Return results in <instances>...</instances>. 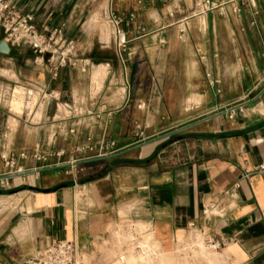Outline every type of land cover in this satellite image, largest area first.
I'll list each match as a JSON object with an SVG mask.
<instances>
[{"label":"crops","instance_id":"obj_1","mask_svg":"<svg viewBox=\"0 0 264 264\" xmlns=\"http://www.w3.org/2000/svg\"><path fill=\"white\" fill-rule=\"evenodd\" d=\"M8 1L72 40L80 64L54 75L58 56L0 27V94L12 106L27 86L45 99L36 121L41 102L22 115L0 103V264L84 246L128 208L174 239L218 241L229 264H264V0L197 16L195 0ZM113 14L129 36L123 52L101 33ZM101 64L104 84L119 85L93 86Z\"/></svg>","mask_w":264,"mask_h":264},{"label":"rangeland","instance_id":"obj_2","mask_svg":"<svg viewBox=\"0 0 264 264\" xmlns=\"http://www.w3.org/2000/svg\"><path fill=\"white\" fill-rule=\"evenodd\" d=\"M100 21V25H102L101 33L103 38L105 39L107 36V38H110L113 41L112 43L114 45V27L108 23L107 19L102 18ZM38 32L42 33L46 37L47 45L44 47H46L47 50L43 53L36 52L37 54L45 55L47 58L51 56L50 51H54L56 49L58 54L65 49V47H60L62 45V41H59L57 44H53V41L49 40L50 36L59 40L61 36L59 31L55 34V36L53 35L54 31L48 32L38 30ZM63 38L66 39L65 37ZM105 51H107L105 54L106 58L112 57L115 59L113 57L116 55L114 46H110V48L105 49ZM106 62L107 61L105 60L95 61V63L91 62V66ZM105 69L107 72L106 66ZM92 70V83L94 82L93 86L99 89L102 86H99L93 78L97 69L95 67H91V71ZM106 84L119 85V83H115L114 80L113 83H110L109 80H107V82H105V84L103 82L102 85ZM19 85L24 86L23 84ZM24 87L30 90L29 87ZM25 91L26 89L23 87L16 88V94L13 97L12 106L9 103V97H3L2 103H5L8 107H10L13 112L17 110L21 113V106L25 100ZM37 91L38 90L34 91L35 93L32 100V106L36 103L38 104V102H41L42 106L37 111V118L34 119V121L40 117L42 118L45 100L42 98L40 99L41 96L37 93ZM10 123V126L13 128L15 127L17 121L11 119ZM98 129H100V132H98L101 133L102 137L107 136V127H100ZM129 209L130 208L121 210L116 223L104 235L91 239L84 246L74 244V250L71 257L72 264H115L118 258H121L124 264H129L126 257L130 250L134 253L136 252L135 254L137 255V262L133 264H168L173 259H175L179 264H229L227 259L223 257L220 248L212 246L209 240H207L201 232L190 231L185 237L182 235L179 238L174 239L172 236H168V232L159 230L156 232V227L152 223L145 220L142 221L139 217L129 216ZM204 248H206V250H204Z\"/></svg>","mask_w":264,"mask_h":264},{"label":"built area","instance_id":"obj_3","mask_svg":"<svg viewBox=\"0 0 264 264\" xmlns=\"http://www.w3.org/2000/svg\"><path fill=\"white\" fill-rule=\"evenodd\" d=\"M233 1L235 0H195L191 12L193 15L197 16L215 10L221 11L228 3ZM33 20V15L21 14L8 0H0V27L4 31L5 38L12 44L28 43L35 52L43 53L47 50V48L44 47L47 45L46 37L38 32ZM111 22L114 26L113 33L116 48L120 52L126 51L130 40L127 31L121 26L124 22L123 17L113 14L111 16ZM59 32L61 33V31ZM49 40H52L53 44L62 41L60 47H65V49L58 54L56 49L50 51V58H53V61L55 60V56L59 58L58 64L54 66V75L58 74V68L60 66L69 64L76 67L80 64V60L75 54L77 52L76 45L72 40L68 41L64 39L62 35L59 40L54 39L52 36H50ZM82 67L83 70H85L88 67V63H83ZM3 97H5V95L0 94V103ZM1 158L7 165H13L12 159L9 158L7 154L1 155ZM250 172L251 171L247 170L246 175H249ZM209 242L214 247H220L218 241ZM73 250L74 244L72 242H58L39 251L34 259L26 261L23 264H72L71 257Z\"/></svg>","mask_w":264,"mask_h":264},{"label":"bare ground","instance_id":"obj_4","mask_svg":"<svg viewBox=\"0 0 264 264\" xmlns=\"http://www.w3.org/2000/svg\"><path fill=\"white\" fill-rule=\"evenodd\" d=\"M106 40H109L110 38H105ZM105 74H106V69H105V66L103 64L99 65V67L97 68V71L96 73L94 74L93 78L95 79L96 83L99 85V86H102L103 82H104V78H105ZM98 86V87H99ZM21 90V89H20ZM19 91V90H18ZM39 93V92H37ZM33 91H30V90H26L25 91V100H24V103L23 105L21 106L22 110H21V113L20 111H17L15 110V113H18L19 115L20 114H23L25 109L28 108V111L29 112H32L33 109L35 108L36 104L33 105ZM22 97V96H21ZM13 98L11 99V103L13 102L12 101ZM39 103V102H38ZM13 104V103H12ZM37 118V117H36ZM35 118V119H36ZM204 250H206V248H204ZM117 253V252H116ZM136 253V252H135ZM132 250H130L128 252V255L126 257V259L128 260L129 264H133V263H136L137 262V255L135 254ZM126 260V261H127ZM127 263V262H126ZM115 264H124V262L122 261L121 258H118L116 263ZM168 264H179L178 262H176L175 259H173L172 261H170Z\"/></svg>","mask_w":264,"mask_h":264},{"label":"water","instance_id":"obj_5","mask_svg":"<svg viewBox=\"0 0 264 264\" xmlns=\"http://www.w3.org/2000/svg\"><path fill=\"white\" fill-rule=\"evenodd\" d=\"M2 45H4V44H1L0 50H1V51L4 50V49L7 50V47H6V46H2Z\"/></svg>","mask_w":264,"mask_h":264}]
</instances>
